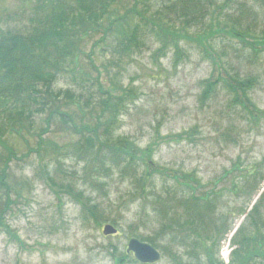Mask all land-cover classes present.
Here are the masks:
<instances>
[{"label": "trees", "instance_id": "trees-1", "mask_svg": "<svg viewBox=\"0 0 264 264\" xmlns=\"http://www.w3.org/2000/svg\"><path fill=\"white\" fill-rule=\"evenodd\" d=\"M253 1V0H252ZM264 8V0H256ZM33 2L27 27H0V231L13 235L9 230L6 216L10 204L9 186L6 182L9 162L16 154L5 142V137L20 138L35 136L36 150L61 148L43 135L56 120L72 130L75 143L65 153L87 164L95 177L89 183V192L74 190L69 184L55 182L46 174L52 186L64 190L79 205L84 219L99 226L110 223L118 226L120 212L105 211L90 197L94 190H103L105 182L99 175L108 176L111 171H119L123 177L131 179L142 194L150 185L153 174L167 175L166 169L156 167L152 160L154 142L145 147L136 145L127 136L116 134L120 115L126 111L130 100L137 95L133 88L116 85L112 81L116 75L108 77V85L99 80L100 70L92 61L93 50L86 54L83 45L92 40L91 47H98L102 54L110 52L118 62L139 54L148 41L158 39L154 56L165 55L168 48L174 52V63L183 59L181 40H194L207 54L208 41L216 34H227L250 50L253 57L264 51V31L262 36L252 33L250 22L256 18L253 8L247 2L235 0H30ZM236 5V8L233 7ZM156 8V9H155ZM252 8V9H251ZM155 9V10H154ZM238 11L237 19L230 18L231 12ZM230 18L228 29L211 28L216 17ZM251 16V19L248 17ZM241 21H244L242 24ZM218 23V22H217ZM208 29L204 30L203 26ZM201 28V29H200ZM252 28V27H251ZM197 30L195 36L188 34ZM201 31L200 33H198ZM81 55H86L89 65L97 72L92 77L80 67ZM213 64L217 62L212 59ZM105 75V74H104ZM63 78L70 88H58L56 84ZM90 81V82H89ZM256 80L252 76L240 77L228 74L223 77L210 75L201 80L199 101L206 103L214 98L222 88L227 92V107L231 113L256 121L264 116L251 100L249 91ZM66 84V83H65ZM67 85V84H66ZM96 89V92L92 88ZM73 89V90H72ZM80 91V92H78ZM81 91L84 93H81ZM96 93L100 98L96 101ZM83 99V106L98 109L90 123H75L73 106ZM77 105V104H76ZM79 107V105H77ZM82 112L83 110L79 108ZM40 126L39 131H35ZM35 132V134H34ZM178 138L182 134L177 135ZM47 147V148H46ZM64 153V152H63ZM67 155V156H68ZM69 158V157H68ZM20 160V158H18ZM42 168L47 165L42 164ZM59 162L57 167L60 169ZM256 168L246 175L244 182L253 188L257 178ZM254 172V173H252ZM229 173V171L227 172ZM174 186L162 184V192L151 196L130 193L132 199L143 197L142 214L150 202V211L155 215L158 227L152 233L131 234V238L147 242L159 248L157 241L182 246L184 253L164 246L165 253L177 264H223L218 259L219 241L228 232L225 226L226 212L217 211L222 191L203 189L194 174L173 171L170 175ZM264 176L261 175L260 179ZM233 189L236 183L232 181ZM257 185L253 190H255ZM89 196H84V193ZM151 194V195H150ZM151 196L153 200H147ZM264 190L253 204L246 220L233 233L230 244V264H264ZM216 211L218 213H216ZM112 214H115L113 216ZM120 215V217H119ZM159 248V249H160ZM130 254V255H129ZM186 258L183 261V258ZM124 258L138 263L131 253L115 258L123 263Z\"/></svg>", "mask_w": 264, "mask_h": 264}, {"label": "rangeland", "instance_id": "rangeland-1", "mask_svg": "<svg viewBox=\"0 0 264 264\" xmlns=\"http://www.w3.org/2000/svg\"><path fill=\"white\" fill-rule=\"evenodd\" d=\"M235 1L247 2L253 8L255 13L252 15L256 19L250 22V30L258 37L262 36L264 8L256 0ZM32 6L30 0H0V27H27L30 23L28 12ZM233 7L236 8V5L233 4ZM227 12H231L230 18L234 20L239 15L237 10L227 9ZM230 18L225 19L221 14L211 21L210 29H228ZM241 22L244 24V21ZM201 28L208 29L206 25ZM195 32L197 30L191 29L188 34L194 37ZM221 33L208 41L207 54L196 41L181 40L184 56L178 63H174L171 48L165 55L154 56L158 39L148 41L139 54L117 64H114L117 60L110 52L102 54L98 47L93 49L92 40H88L82 49L86 54L93 50L90 57L101 72L99 80L104 86L108 85V77L116 75L112 79L114 84L133 88L137 95L120 115L115 132L127 136L140 147L155 143L152 160L156 167L166 169L167 175L153 174L144 193L152 192L153 195H150L155 196L162 192L163 183L174 186L175 181L170 176L173 171L194 174L202 186L200 190L222 191L217 211L226 212L225 226L229 230L219 241L217 257L223 264H230L229 253L233 248L230 239L245 222V217L264 190V178L259 180L261 175L264 176V116L254 121L234 115L228 110L229 98L222 88L214 98L201 103L200 82L218 74L225 78L227 73L252 76L257 82L249 91V96L264 111V51L255 58L248 46L243 49L234 38ZM212 59L217 64H213ZM88 62L86 55H81L80 67L92 77L97 76ZM56 87L70 88L71 85L60 78ZM92 90L96 92L94 87ZM100 97L96 93L95 100ZM76 104L73 106L76 125L90 123L98 109L88 111L89 108L83 106V99ZM40 126L35 131L38 132ZM49 129L43 136L57 144L61 151L57 152L51 145L46 150L35 152V136H27L26 142L10 136L3 139L17 157L9 162L6 177L13 201L6 220L13 235L0 231V264H140L128 258H124L123 263H116L115 258L123 254L131 234L152 233L158 227L155 215L150 211L151 203L147 204L146 213L142 214L140 201L143 197L132 199L130 193L145 194L119 171L112 170L106 177L99 175L105 187L94 190L90 197L95 198L105 211H119L121 215L118 226H114L117 233L103 235V224L97 226L85 220L79 205L70 195L46 180L45 172H48L58 184L75 185L74 190L89 192L90 180L95 177L86 163L65 153L77 139L73 131L57 120L51 123ZM179 134H182L181 138H178ZM0 154H5L2 148ZM44 163L46 168H42ZM254 168V172L258 173L255 190V186L250 188L244 182ZM232 181L236 183L234 189ZM87 192L84 196H89ZM151 196L147 200H153ZM260 211L264 217V210ZM157 242L159 248L162 246L164 249L167 244L175 254H183L184 257L182 249H177L182 246L175 248L167 241ZM159 248L156 247L160 259L152 264H177Z\"/></svg>", "mask_w": 264, "mask_h": 264}, {"label": "water", "instance_id": "water-1", "mask_svg": "<svg viewBox=\"0 0 264 264\" xmlns=\"http://www.w3.org/2000/svg\"><path fill=\"white\" fill-rule=\"evenodd\" d=\"M117 232V229L106 223L102 227L103 235H113ZM126 252H131L134 258L142 264H152L160 259V252L155 249L152 245L141 242L136 238H130L127 243Z\"/></svg>", "mask_w": 264, "mask_h": 264}]
</instances>
